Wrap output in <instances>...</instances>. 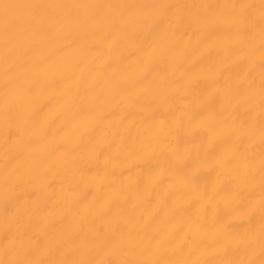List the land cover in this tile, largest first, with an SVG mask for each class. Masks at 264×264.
Segmentation results:
<instances>
[{
  "label": "snow or ice",
  "instance_id": "1",
  "mask_svg": "<svg viewBox=\"0 0 264 264\" xmlns=\"http://www.w3.org/2000/svg\"><path fill=\"white\" fill-rule=\"evenodd\" d=\"M57 40L63 43L56 51L75 48L79 57L69 62L59 80L33 74L34 65L47 59L40 54V46ZM0 43L4 66L0 114L6 128L5 144L11 146L6 149L0 183L3 192L0 264H264V0L258 4L247 0L200 4L0 0ZM193 43L201 49L197 59L213 50L223 55L207 65V72L195 68L196 60L186 64L177 60L178 56L182 59L187 56ZM105 48L108 59L96 68L90 58ZM113 52L117 55H111ZM129 56L131 64L141 70L131 82L136 87L134 93L129 91L128 77L113 66V60L119 65ZM159 62H164L171 71L153 73V66ZM81 64H87L88 71L94 72L91 83H85ZM240 66L241 71H229ZM104 72L107 75L101 82ZM61 80L72 81L76 91L69 84L60 83ZM201 80L211 81L212 89L206 95L199 88ZM81 83H85L86 89L95 90L93 105L117 97V103L136 105L141 97L149 95L153 100L159 97V102H165L166 112L173 113L171 117L165 113L157 116L155 110L147 117L156 129L155 136L138 142L117 132L113 135H119L117 154L146 152L145 163L155 169V183L167 181V187L164 199L154 205L147 199L150 193L141 195L137 191L131 207L126 208L123 205L129 199L128 188L139 181L121 184L100 208L101 215L109 218L103 231L86 229L80 220L75 227L70 224L57 232L49 222L37 227L39 214L48 204L47 200L41 201L39 193L53 187L55 174L31 150L36 142L49 146L48 125L41 122L34 101L46 90L58 88L56 94L48 97L50 102L62 103L70 114H75V108L88 111L87 95L79 94ZM177 92L185 101L179 109L173 102ZM200 96H204L199 101L202 111L193 112L189 105ZM177 110L180 116L175 115ZM185 117L189 124L197 122L192 131L207 129L220 141L219 152L210 154L205 149L201 157L197 149L194 158L187 150L179 154L169 137L179 132ZM30 129L36 130V134ZM257 131L258 164L252 151ZM104 147L90 134L87 140L82 134L77 143L57 144L52 151L67 154L81 148L79 163L90 165L99 161ZM108 163L105 159L106 175L110 173ZM190 163L193 167L186 171ZM202 166L216 170L215 180L203 190L197 184ZM26 187H31V195L37 198L25 201V217L21 216L20 200ZM193 200L199 204L194 211L189 207ZM221 207L230 219L219 215ZM257 209L258 232L252 225ZM238 217L245 218L248 226H234L232 221ZM87 232L108 249L103 259L91 258L94 249L83 247L81 233L86 237ZM257 240L258 261L254 258ZM193 256L196 258L192 259ZM216 256L220 258L210 259Z\"/></svg>",
  "mask_w": 264,
  "mask_h": 264
},
{
  "label": "bare ground",
  "instance_id": "2",
  "mask_svg": "<svg viewBox=\"0 0 264 264\" xmlns=\"http://www.w3.org/2000/svg\"><path fill=\"white\" fill-rule=\"evenodd\" d=\"M8 3H52V4H76V3H109V4H150L158 2H170V3H185V4H200V3H228L235 2V0H4ZM249 3H259V0H247ZM62 40L53 42H45L40 46V54L47 57L43 62L34 65L32 72L44 78L49 79L56 77L60 79L61 74L67 68L69 62L79 57V52L75 48H63L60 51L55 49L60 48ZM131 45H129V48ZM95 51V50H94ZM200 48H196L193 45L189 46L188 54L185 58L177 57V60L184 62L196 60L195 68H203L207 72V65L218 59L223 55L222 52L213 50L210 55H205L199 59ZM126 54V53H125ZM111 55L116 56L117 52H113ZM109 53L107 49L96 52L94 57L90 58L91 64L96 68L100 66L108 59ZM132 57H128L122 61L119 65L113 60V66H117L123 75L128 77L130 81L129 91L135 92L136 87L132 85L137 77L140 75V68L131 64ZM81 68L84 69L85 83H91L94 76V72L88 71L87 64H81ZM240 68H231L229 71L237 72L241 71ZM171 71L164 62H159L153 66V73H161L163 71ZM107 73H102L100 80L103 82L104 76ZM177 75H179L177 73ZM4 77V66L2 60V43H0V96H2ZM257 84L259 83L258 68L256 70ZM60 83H67L72 87L73 92L76 91V86L72 81L61 80ZM85 83L80 84V95L85 96L89 100V104L86 107L88 111L79 110V108L73 109V113L70 114L66 107L61 103L57 104L55 101H49L48 97L57 93L58 88L48 89L34 101V107L38 109V116L41 122H47L48 125V147L46 148L42 143L36 142L31 146V150L40 156L46 165L51 166V171L55 174V180L53 187L47 191H40L39 197L41 201H48L47 207L42 208L40 212V221L37 227H43L45 222H49V226L54 231H60L66 229L70 224L75 227L80 220L84 221L87 228H98L103 231L107 227L108 217L103 216L100 213V208L105 203L106 197L116 191L121 184L129 185L130 181H139L138 185L132 183L128 188L129 199L124 203V207L130 208L135 194L137 191L141 195H147V199L154 205L157 200H163L165 197V189L167 187V181L164 184L155 183L156 173L155 169H150L145 163V157L147 155L144 151H135L131 153H125L120 151L117 154V145L119 144V135L114 136L113 132L124 135L125 137L135 138L138 142L143 141L148 137L156 135V129L152 127L149 116L152 110L156 111L157 116L160 113H165L169 117L173 115L171 112H166L165 102H159V97L153 100L152 96L147 98L141 97V102L136 105H129L126 102L117 103L116 99H111L103 104L93 105L91 102L94 98L95 90L92 88H85ZM200 90L206 95L212 89L211 81L201 80L199 83ZM204 96H200L199 100L193 101L189 107L193 112L202 111L199 108V101L203 100ZM173 102L179 109L185 103L181 99L180 93L177 92L173 97ZM215 107H219V99L215 102ZM143 109V110H142ZM176 116H180L179 110L175 112ZM206 115V113H204ZM97 125L92 128L93 125ZM197 122L193 121L188 123L185 117L184 125L179 132L169 137L173 146L177 147L179 154L183 155L185 151H190L192 157H195L197 149H199L201 157L204 155L205 149L209 150L210 154H215L220 150V141L214 139L212 134L207 129L200 128L196 131H192L196 128ZM92 129L89 133V129ZM30 132L36 134V130L30 129ZM6 128L2 114H0V183L4 174V160L6 149L10 150V145L5 144ZM84 135L87 140L89 134L95 142L105 144V147L101 151L99 161L93 162L90 165H82L79 163V155L81 148H77L75 151L67 154L61 153L59 150L52 151V147L57 144H75L79 140L81 135ZM219 130L216 135L219 136ZM255 145L252 149L254 153V161L259 162V135L258 131L254 137ZM83 147V145H82ZM115 157V158H113ZM108 159V167L110 169L109 174H105L104 161ZM26 164L28 161L25 162ZM193 164L190 163L188 168L190 170ZM216 178V170H212L208 167L202 166L200 173L197 176V184L199 188L203 190L206 187H210ZM115 181V183L113 182ZM258 183V179H257ZM31 187H26L21 195V216L27 214L25 209V201L36 200V195H31ZM195 196V193H192ZM50 198V199H49ZM258 200V188L255 197ZM3 199V192L0 189V201ZM170 204L171 201L169 200ZM30 208L31 205L29 204ZM190 210H195L199 207V204L193 200L189 206ZM114 211V209H113ZM162 215V212H161ZM219 215L225 220L230 219L228 213L223 207L219 210ZM209 217H211V209L209 210ZM233 225H240L247 227V221L243 217L235 218ZM260 213L257 209L255 216L252 220V225L256 232L259 229ZM3 218L0 216V229H2ZM81 239H83V247L85 249L92 248L94 251L91 254V258L100 260L103 259L108 252V249L101 247L98 242L92 239V233H81ZM3 244L0 242V249ZM239 257V253L236 254ZM115 258V257H113ZM195 259L196 257H191ZM220 257H210V259H219ZM247 259V256L244 257ZM257 261L260 259L259 255V241L255 244V257Z\"/></svg>",
  "mask_w": 264,
  "mask_h": 264
}]
</instances>
